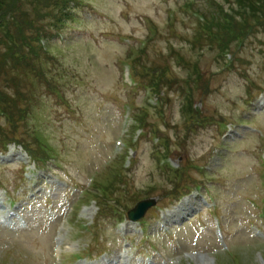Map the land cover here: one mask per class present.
<instances>
[{"label":"rangeland","instance_id":"1","mask_svg":"<svg viewBox=\"0 0 264 264\" xmlns=\"http://www.w3.org/2000/svg\"><path fill=\"white\" fill-rule=\"evenodd\" d=\"M10 1L11 15L16 7L26 11L24 35L45 29L53 38L45 40L48 51L34 64L38 70L33 63L6 60L7 47L0 45V67L7 71L0 72V101L11 106L0 103L15 120L13 127L0 112V144L7 137L15 144L6 153L16 149L20 157L28 147L51 162L39 170L30 162L28 180L18 163L0 157V203L11 193L12 209L23 208L24 217L18 214L29 220L17 232L0 227V264H264V27L240 45L233 42L226 54L182 7L186 0H76L68 15L66 4L59 7L56 0ZM214 1L226 10L234 2ZM129 59L140 76L149 79L150 68L161 76L169 99L166 123L144 102L145 90L124 85L121 63ZM188 82L194 86L192 107L185 109ZM123 99L133 103L132 115L140 109L146 130L160 128L167 146L140 131L129 135L133 124L122 130ZM194 109L199 118L191 117ZM219 120L229 123L227 131H220ZM117 139L122 146L131 143L123 155L114 151ZM165 150L183 166L184 178L161 168ZM125 156L132 160L126 167ZM92 180L117 201L105 197L101 209L86 202L81 190ZM196 183L213 192L217 209H206L201 195L177 213L151 208L144 235L118 218L141 199L171 205L174 189ZM213 211L221 218L227 250L215 239Z\"/></svg>","mask_w":264,"mask_h":264},{"label":"trees","instance_id":"2","mask_svg":"<svg viewBox=\"0 0 264 264\" xmlns=\"http://www.w3.org/2000/svg\"><path fill=\"white\" fill-rule=\"evenodd\" d=\"M69 1L70 0H56L55 4L61 7ZM235 2L236 6L231 9L232 11H230V13L228 14V18H230L233 22L232 26L235 32H237L241 36H245L253 33L254 30L259 29V27H264V0H235ZM10 3V0H0V26L6 22H9L10 24H14L15 21H17L18 24L20 22L22 24L24 23L23 15L26 14V11H21L20 7H16V10L14 12L15 15L13 16L10 14H13L14 11L10 10V8L12 7ZM223 30L225 31L224 28ZM7 45L8 53L6 56V60H9V58H12L11 54L13 51V47L9 46V43ZM1 71L4 70H2L0 67V72ZM1 102H3V104L6 106H11L10 102H8V100L6 101V99L2 100Z\"/></svg>","mask_w":264,"mask_h":264},{"label":"water","instance_id":"3","mask_svg":"<svg viewBox=\"0 0 264 264\" xmlns=\"http://www.w3.org/2000/svg\"><path fill=\"white\" fill-rule=\"evenodd\" d=\"M153 203L154 202L152 200L143 201V202L139 203V205L137 206L136 211L130 212V215H131L132 219H139V218H141L144 215L145 210L149 206L153 205Z\"/></svg>","mask_w":264,"mask_h":264},{"label":"bare ground","instance_id":"4","mask_svg":"<svg viewBox=\"0 0 264 264\" xmlns=\"http://www.w3.org/2000/svg\"><path fill=\"white\" fill-rule=\"evenodd\" d=\"M2 219H4V217Z\"/></svg>","mask_w":264,"mask_h":264}]
</instances>
